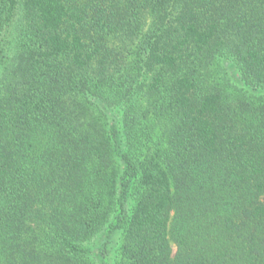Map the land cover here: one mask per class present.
<instances>
[{
	"label": "trees",
	"instance_id": "trees-1",
	"mask_svg": "<svg viewBox=\"0 0 264 264\" xmlns=\"http://www.w3.org/2000/svg\"><path fill=\"white\" fill-rule=\"evenodd\" d=\"M0 264H264V0H0Z\"/></svg>",
	"mask_w": 264,
	"mask_h": 264
}]
</instances>
